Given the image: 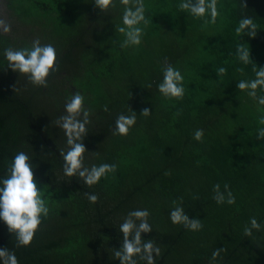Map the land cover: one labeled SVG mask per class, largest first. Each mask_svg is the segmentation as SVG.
<instances>
[{
    "label": "trees",
    "instance_id": "trees-1",
    "mask_svg": "<svg viewBox=\"0 0 264 264\" xmlns=\"http://www.w3.org/2000/svg\"><path fill=\"white\" fill-rule=\"evenodd\" d=\"M4 1L21 15L16 5L34 8L29 17L50 28L44 40L57 51L58 70L47 87L23 81L8 68L4 50L33 38L0 31V179L24 151L50 209L26 247L16 246L0 220V248L14 251L19 264H120L114 255L123 243L119 227L130 211L147 209L152 231L141 237L161 248L156 264H264V138H258L264 106L237 88L264 67V0H217L219 15L206 25L210 15L180 10L181 0H143L150 23L139 25L141 44L126 48L118 31L124 26L120 0L117 11L100 10L95 0ZM243 18L257 25L254 38L247 30L237 35ZM238 45L249 47L248 64L238 59ZM165 63L183 75V99L158 91ZM219 67L225 75H216ZM76 91L90 111L84 166L116 165L92 186L78 174L66 176L60 155L69 146L57 120ZM146 107L148 117L140 115ZM131 110L135 125L127 135H114L118 115ZM197 129L204 131L202 142L193 138ZM215 184L221 192L228 184L235 203L218 204ZM85 193L98 195V202ZM181 203L189 218L202 221L200 231L171 222ZM252 217L261 228L245 236ZM218 248L226 251L212 260Z\"/></svg>",
    "mask_w": 264,
    "mask_h": 264
},
{
    "label": "clouds",
    "instance_id": "clouds-1",
    "mask_svg": "<svg viewBox=\"0 0 264 264\" xmlns=\"http://www.w3.org/2000/svg\"><path fill=\"white\" fill-rule=\"evenodd\" d=\"M95 5L100 10H107L109 7H115V0H95ZM125 5L122 15L123 27L118 31L125 36V40L120 45L122 48L128 46H139L144 34L143 24L145 27L150 21L145 16V7L143 0H120ZM179 8L187 11L197 18L203 19L206 14L210 15V20H204V24L215 23L219 15L217 10V0H181ZM0 29L4 32L11 30V25L4 19H0ZM257 25L251 18H243L239 26L235 29L237 35H241L247 30L250 38L257 34ZM236 54L238 59L248 64L250 60L249 47L238 45ZM4 56L9 62L8 68L14 72L26 74L29 81L40 87H47L48 77L51 73L58 70L57 51L52 44L40 43L39 39L32 42L30 48H6ZM163 79L158 85V91L168 99H183L185 88L183 85L184 77L180 70L165 63L163 67ZM226 68L219 67L216 69L217 76L226 74ZM243 72V69H237ZM256 78L250 81L241 80L237 83V88L241 91L248 90V95L257 100L259 105L264 106V96L257 97V89L264 91V67L255 70ZM85 97L76 91L71 98L65 103L66 115L60 116L57 125L65 131L67 137V152L61 151L63 156L64 174L68 177L77 174L83 179L84 184L92 186L100 181L109 172H115V164L103 163L99 166L93 165L90 168L84 166V153L87 152L85 145L82 143L87 135L86 125L90 123V111L84 107ZM107 111V106L104 108ZM151 114L149 108L142 109L140 115L148 117ZM136 112L131 110V115H118L113 129L114 135H127L130 129L136 123ZM82 117V119H81ZM264 124V118L260 121ZM203 129H197L194 132V139L203 140ZM258 138H264V128L258 130ZM170 173H165L169 175ZM224 192L220 191V185L213 186L215 193L213 199L218 204L235 203V196L232 194L229 185H224ZM51 194V193H49ZM88 201L92 204L98 202V195L85 193ZM44 193L38 188L34 178V171L30 157L24 152H18L12 159L11 166L7 175L0 179V220L8 228L9 233H14L17 239V247L28 246L34 239L36 231L42 224V218L49 215L50 209L46 200L43 198ZM176 203L175 201L173 202ZM182 203L173 208L170 212V220L174 224H182L190 231H200L203 228L202 221L196 218H189L185 214ZM150 212L147 209H137L130 211L124 218L119 227L123 235L122 246L114 252L115 257L120 264H137V259L146 261V264H156L155 257L161 255V248L153 240H144L141 233H150L152 226L149 223ZM139 221V223H137ZM250 227L244 228V235L251 236L252 230H260L261 225L255 217L250 218ZM226 249L218 248L212 252V260H216L221 252ZM0 261L2 264H19L18 258L14 251L7 248H0Z\"/></svg>",
    "mask_w": 264,
    "mask_h": 264
},
{
    "label": "rangeland",
    "instance_id": "rangeland-1",
    "mask_svg": "<svg viewBox=\"0 0 264 264\" xmlns=\"http://www.w3.org/2000/svg\"><path fill=\"white\" fill-rule=\"evenodd\" d=\"M147 4L149 7H151V11L154 12L155 10L152 4L149 2H147ZM123 6L124 5L121 3L120 6L121 10L123 9ZM15 7L16 9L19 8L18 10L22 9L23 14L21 15V13L19 12L18 13L12 11L10 12L9 10H7L5 1L0 0V17L11 25V30L9 32H11L12 35H17L20 38L27 35L33 38V40L31 41L29 40L24 41L23 39H21V42L17 49H21L25 47L30 48L32 46V42L36 39H39L42 45L49 44L50 41L49 40L45 41L44 38L46 36H49V33L51 32L50 28L42 26V24L38 22L40 18H37L36 21H33L32 17H29L34 8H28V7L21 8L19 5H16ZM115 7H111L112 11L118 10L115 9ZM0 31L4 32L2 29H0ZM5 33L9 34L7 32ZM20 77L23 81H25V79L28 80V76L26 74L21 73Z\"/></svg>",
    "mask_w": 264,
    "mask_h": 264
},
{
    "label": "crops",
    "instance_id": "crops-1",
    "mask_svg": "<svg viewBox=\"0 0 264 264\" xmlns=\"http://www.w3.org/2000/svg\"><path fill=\"white\" fill-rule=\"evenodd\" d=\"M244 0H242V3H243Z\"/></svg>",
    "mask_w": 264,
    "mask_h": 264
}]
</instances>
